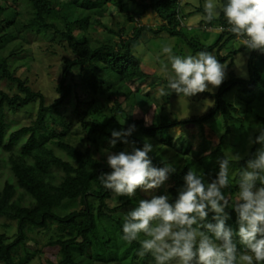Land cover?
<instances>
[{
    "label": "trees",
    "instance_id": "1",
    "mask_svg": "<svg viewBox=\"0 0 264 264\" xmlns=\"http://www.w3.org/2000/svg\"><path fill=\"white\" fill-rule=\"evenodd\" d=\"M21 1L28 2L33 10V16L24 23L23 30L43 36L52 31L61 41H65V48L71 56L64 58L60 69L61 78L56 88L59 98L48 103L45 94L30 86L28 77L18 75L15 69H11V59L15 58L16 53L2 55L0 52V77L9 86L16 84L17 89L10 93L0 87V149L9 153L10 169L15 178V183L7 180L0 189V217L14 222L16 227V232L11 237L5 230L0 232V264H26L36 257L39 264H123V250L129 246L134 248L129 264H155L150 254L143 257L138 255L141 248L139 241L128 244L119 239L112 223L118 225L120 234L123 235L122 226L127 212L138 205L140 197L150 199L152 191H156L158 195H168L170 202H174L184 186L183 177L190 168L201 173L205 183L216 177L219 161L224 158L218 159L214 168L204 164V160L208 157L218 158L226 138L231 134L230 123L239 120L235 114L238 113L236 105L228 101L225 95L236 86L245 93L264 90V54L241 47L227 55H221L226 42L236 38L228 31L222 13L219 19L210 23L201 20L204 27L220 28L222 32L216 42L206 45L190 38L186 33V26L181 24L177 8L181 0H132L143 7L142 12L152 9L165 21V25L157 29L139 25L141 12L125 8L123 0H0V15L10 3L21 7ZM220 1L226 3V0ZM105 3L118 6L120 11L125 12L134 23L131 34H126L124 26L115 30L104 22L98 8ZM52 11L59 15V19L49 22L46 16ZM197 11L204 14L202 7ZM15 25V19L0 17V43L17 31ZM144 31L182 37L195 53L217 50L220 61H227L233 54L247 50L250 78L234 76L224 80L216 93L203 92L202 94L214 98V104L209 112L198 117H166L162 110L170 96L165 95L160 108L155 109L153 121L145 127L146 120L125 117L122 107L123 103L135 97L138 90L136 86L132 87L135 82L150 81L149 87L152 89L158 85V82L150 80L152 74L140 67L136 53V44L142 39ZM89 36H95L99 44L94 47ZM75 69H85L81 74V81L89 100L78 99L71 108V95L77 93L76 88L80 86L71 78ZM166 82L168 83L167 80ZM113 89L117 95L111 100L106 95ZM104 96L109 102L110 115L107 122L91 114L89 109L94 101ZM37 101V117L29 125L9 131L8 109L26 110ZM70 108L72 116L70 113L63 114V111L67 112ZM218 114L224 119L226 131L220 136L218 143L212 146V138L209 136L208 140L205 136V126ZM47 118L52 121L50 131L46 127ZM259 120L262 127L255 137L264 130V118L259 117ZM130 125H134L135 130L127 137L129 143L118 140L115 146H111L109 142L112 131L127 130ZM189 125H197L204 139L196 140L195 135L187 130L188 134H180L185 143L176 142L169 128L180 127L183 131ZM138 128L141 130L139 134L136 133ZM145 137L151 145L165 143L169 154L168 157L159 156L151 151L148 155L153 166L163 167L170 164L176 171L158 189L149 190L147 193L137 189L132 198L112 205L108 199L115 197V194L105 189L99 179L102 173H110L112 170L106 159L95 156L83 142L89 140L107 152L130 153L133 147L142 148L144 143H149ZM22 141L21 149L16 151V146ZM258 145L254 144L247 157L237 162L231 161L230 169L238 172L239 168L245 167L246 161L254 158ZM229 181L231 186L224 193L235 200L238 185L235 178H229ZM17 187L20 188L18 194ZM226 211L230 216L227 224L234 231L238 230L236 213L231 208ZM212 215L209 213V221ZM11 226V223L4 224L6 230ZM41 230L49 233L47 240L41 248L30 250V241L35 239L29 234ZM92 238L106 249H113L116 258L106 260L94 247ZM140 239H144L143 235ZM21 245H25L27 252L24 258L18 253ZM46 247L58 248L59 259L53 261L46 257Z\"/></svg>",
    "mask_w": 264,
    "mask_h": 264
},
{
    "label": "clouds",
    "instance_id": "2",
    "mask_svg": "<svg viewBox=\"0 0 264 264\" xmlns=\"http://www.w3.org/2000/svg\"><path fill=\"white\" fill-rule=\"evenodd\" d=\"M221 13L240 46L264 54V0H205L202 19L210 23ZM162 52L167 61L160 62L159 70L168 88L178 95L190 97L209 91V86L218 88L225 79L226 65L211 52L182 57L175 55L170 45L164 46ZM165 94L161 89L160 95ZM134 130V125L127 130H113L110 145L115 146L118 140L129 143L127 137ZM250 143L260 144L261 148L236 172L235 200L224 190L231 186L230 162L239 161V154L220 160L219 172L209 183L190 168L174 202L168 195L140 200L124 218L121 239L128 244L139 241L138 255L150 254L155 264H264V130ZM151 151L153 146L146 142L142 148L133 147L130 153L106 152L112 171L99 176L102 186L115 198H132L137 189L147 193L161 187L176 169L170 164L153 166L148 155ZM228 208L236 213V231L227 224ZM209 213L213 214L211 221Z\"/></svg>",
    "mask_w": 264,
    "mask_h": 264
},
{
    "label": "rangeland",
    "instance_id": "3",
    "mask_svg": "<svg viewBox=\"0 0 264 264\" xmlns=\"http://www.w3.org/2000/svg\"><path fill=\"white\" fill-rule=\"evenodd\" d=\"M20 4L21 7L10 3V6H6L0 15L1 18L8 16L9 18L15 19V27L17 30L10 37L2 40L0 43V52L2 55H9L13 52L16 53L14 54L15 58L13 60L11 59V69H15L18 75L20 74L24 77H28L30 86L34 90H39L45 94L47 102L50 103L58 96L56 88L61 78L60 69L63 65V60L66 56H71V54L65 48V41H61V39H59L60 37L55 35L52 31L47 32L44 36L42 34L24 31L22 26L26 23L29 17L33 16V10L32 6L26 1H21ZM122 4L125 8L141 12V16L138 18L139 25L150 26L153 27V29H157L163 24L165 25V21L152 9L142 12L143 7L138 6L137 3H134L132 0H123ZM204 4L205 0H181L177 5V8L181 18V24L186 26V33L188 36L199 43L211 45L217 41L222 31H220V28L218 27H204V25L201 24L204 14L197 11V9L199 7L204 9ZM98 11L102 14L104 22L109 27L118 30L124 26L127 31L126 34H131L134 23L130 21L125 12L119 10L118 6L105 3L99 6ZM46 17L49 22L59 19V15L55 11H52ZM151 33H149V31H144L142 39L136 44L135 49L140 61V67L149 71V73L152 74L150 80L158 82V85L156 88L152 89L151 86L149 87L150 81L147 82L142 80L135 82L132 87L136 86L138 90H136L134 94L135 97H131L129 101L123 103V115L129 118H143L146 120L145 123L147 124L145 127H148V123L153 121L155 109L160 108V105L163 103V96L165 95L170 96V100L166 101L165 108L162 110V114L166 117L182 119L190 116H202L209 112L214 104V98L212 96L202 93L190 97L177 95V93L168 88V83L166 82L167 79L159 70L160 62L167 61V56L162 52V48L166 45L172 46L173 53L182 57L196 55L198 52H193L188 45V42L182 37H169L165 33ZM89 38L94 47L99 44L98 40L95 39V36H89ZM241 47L243 46H240L237 37L230 39L222 48L221 55H227ZM21 49H24V51L22 52ZM211 53L216 55V58L220 63L226 65V76L224 80L232 79L234 76L243 79L250 78L248 68L249 52L247 50H241L238 53L233 54L232 57L227 59V61L219 60L217 50H213ZM82 72H85V69H75L71 74L73 82H78L80 84V86L76 88L77 93L71 95V108L75 106L78 99L89 100L82 85ZM171 74L169 64V75ZM4 81L5 80L0 77V87L9 90L10 93L17 91L16 84L9 86ZM209 88L210 90L206 92L216 93L220 86L215 89H212L211 86H209ZM161 89L166 93L163 96L160 95ZM116 95V90L113 89L107 93L106 96L113 100ZM106 96L94 101L89 106V109L91 110V114H94L102 121L107 122L110 112L109 102H107ZM225 98L232 102V104L236 105L238 113L235 114L236 118L239 120L230 123L232 130L231 134L226 138L218 158L213 159L212 157H208L204 160V164H207L212 168L216 166V161H218V159L230 157V155L239 154L241 159L247 157L255 144L250 143V141L255 139L256 132L262 127L259 117L264 118V90L248 91L245 93L239 88V86H236L225 95ZM38 107L39 103L37 101L32 104L31 108L26 110L19 109L12 111L11 109H8L7 121L9 123V131H13L24 125H29L31 121L37 117ZM71 108L67 112L63 111V114L70 113V116H72ZM46 127L48 131L52 128V121L50 118H47L46 120ZM169 129L170 133L174 134L176 142L178 143H185V139L182 138L180 134L182 132L188 134L187 130L191 132L193 136L195 135L196 140L201 141L204 139L197 125H189L186 129H183V131L180 127ZM205 129V136L208 140H210V136L213 140L212 146H215L218 143L220 136L226 131V125L222 115H216L212 122L206 124ZM185 130L186 132H184ZM140 131V128H138L136 133L139 134ZM188 136L189 135H187V137ZM145 140L150 143L146 137ZM22 143L23 141L16 146V151L21 149L20 145ZM83 145L95 156L106 159L107 150H104L101 146L91 143L89 140L84 141ZM205 145H207V143ZM152 146L153 151L159 156H169L165 148V143H154ZM260 148L261 145L259 144L257 150ZM56 151L62 155L58 149H56ZM0 159L1 189L7 180L15 183V178L10 169L9 153L0 149ZM236 172L237 170L230 169L229 178H235ZM257 186H259V183ZM18 192H20V188L17 187V194ZM152 196L159 195L156 191H152L150 192V199ZM126 199H129V197H111L108 200L112 205H117ZM140 200H142L141 197L139 198V201ZM7 223H11L12 226L6 230L4 224ZM112 225L118 234V238L121 239L122 235L120 234L118 225L115 223H112ZM4 230L7 231L8 235L11 237L15 234L16 227L14 222H9L8 219L0 217V232ZM29 236H32L35 239V241H30V250H32L34 248H41L47 240L49 233L45 230H41L40 232H32ZM92 242L96 250L101 253L106 260L116 258V252L113 249H106L94 238H92ZM133 250L134 248H130V246L123 250L125 251L123 264H129L131 262ZM18 251L19 255L23 258L27 256L25 245H21ZM44 253L46 257L53 261L58 260L60 257L59 250L56 247H46L44 248ZM26 264H39V259L36 257Z\"/></svg>",
    "mask_w": 264,
    "mask_h": 264
}]
</instances>
